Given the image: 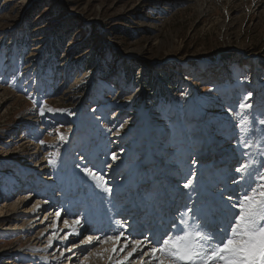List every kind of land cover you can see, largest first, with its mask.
I'll return each mask as SVG.
<instances>
[{"label": "rangeland", "instance_id": "obj_1", "mask_svg": "<svg viewBox=\"0 0 264 264\" xmlns=\"http://www.w3.org/2000/svg\"><path fill=\"white\" fill-rule=\"evenodd\" d=\"M247 92L253 94L252 117L264 116V0H0V170L5 171L0 174V193H7V176L20 172L16 167L29 165L32 173H45L39 181H46L49 189L60 185L65 192L59 197L61 206L68 200L69 213L79 215L73 200L85 201L91 191L83 184V196L72 190L77 164L103 175L115 173L113 168L107 173L106 164L111 153H117L119 161L125 158L122 149L115 148L126 135L122 146L127 150L134 151L128 140L137 141L134 157L146 148L153 154L174 149L177 157L186 154L192 166L194 153L199 156L214 142L221 146L237 136L226 109ZM34 99L43 101L46 109L63 111H46L41 117ZM259 133L248 162L260 160L258 141L264 133ZM240 135L251 138L247 131ZM24 140L29 142L20 144ZM57 149L60 155L52 167L48 159ZM30 178L31 196L44 193L32 184L38 181L36 175ZM24 195L0 198L2 226L16 215L12 211L19 214L18 223L25 222L20 212L34 199L8 212L4 205ZM38 213L34 217L39 218ZM42 229L0 235V264L46 262L45 251L52 248H30V237ZM26 253L34 254L28 259Z\"/></svg>", "mask_w": 264, "mask_h": 264}, {"label": "snow or ice", "instance_id": "obj_2", "mask_svg": "<svg viewBox=\"0 0 264 264\" xmlns=\"http://www.w3.org/2000/svg\"><path fill=\"white\" fill-rule=\"evenodd\" d=\"M252 95V92H247L235 107L226 109L229 118L233 120V127L237 129L232 145L238 163L231 170L235 177L230 180L231 185L235 186L234 191L229 192L228 187L219 186L214 193L206 194L198 190L195 184L197 173L194 170L197 161L192 160L188 178L181 185L186 190L183 193L186 199L177 204L160 228L133 235L129 231L127 219H116L117 214L109 209L112 217L108 221L107 231L97 230L98 234L81 239L79 245L86 246L87 251V246L110 244L111 248L105 247L102 252L96 253L97 256L109 254V264H137V261L139 264H264V139L258 141L261 146L260 160L253 162L257 166L253 167L246 159L253 146L254 134L258 131L264 133V116L257 115L254 118L251 115ZM33 102L41 117L46 115V111L52 114L63 111L46 109L45 103L39 99H34ZM234 117H239L238 122ZM125 123L127 121L119 125L115 135H120ZM245 124L250 127L245 129ZM245 131L251 138L246 139L240 135ZM60 139L63 141L65 137L61 135ZM38 142L41 145L45 143L42 139ZM123 151L122 149L121 152ZM50 155L52 158L48 159V164L56 167L59 149ZM118 159L120 157L117 153H111L106 167L112 169ZM80 160L84 161L85 157L81 156ZM75 167L111 200L114 186L105 179V175L87 164H77ZM62 212L74 218L71 222L68 218L63 219L68 232L59 238L66 241L71 236H80L81 228L88 221V214H72L64 206H60L55 210L56 220L51 225L53 237H58L57 222ZM51 246L50 241L49 247Z\"/></svg>", "mask_w": 264, "mask_h": 264}, {"label": "bare ground", "instance_id": "obj_3", "mask_svg": "<svg viewBox=\"0 0 264 264\" xmlns=\"http://www.w3.org/2000/svg\"><path fill=\"white\" fill-rule=\"evenodd\" d=\"M197 104V103H196ZM233 104V103H232ZM201 110L203 111H206V108L203 109L201 107H198ZM199 111V112H200ZM206 113V112H205ZM205 113L203 112V115H205ZM202 114V112H201ZM205 121V120H204ZM206 125V124H205ZM230 126V125H229ZM24 128L27 127V123H23V126ZM152 127V125H151ZM204 130H206L204 128ZM208 130V129H207ZM8 131V130H7ZM228 133V132H227ZM259 133V132H258ZM257 132L254 134L255 136H257L258 134ZM260 134V133H259ZM258 134V135H259ZM199 135V134H198ZM212 135V134H211ZM217 135V134H216ZM231 135V134H230ZM233 135V134H232ZM14 136V135H12ZM29 136V135H28ZM219 136V135H218ZM9 137V135H8ZM129 137V135H128ZM214 137V136H213ZM259 137V136H258ZM27 138V137H26ZM204 138V137H203ZM219 138V137H218ZM217 138V139H218ZM222 138V137H221ZM236 138V137H234ZM257 138V137H255ZM213 139V138H212ZM216 139V141H217ZM127 140L126 138V135H123L121 136V139L117 141V147L115 149L117 150H121L123 149L124 151L122 152V154H124V159L122 160H118L117 161V165L116 167L114 166L113 169H110V171H108L107 173H113V171H115L116 173L120 174L123 172V169L124 171H126L127 169V175H125L124 177L126 178L125 181L123 182V184L119 185L118 182H116V184L114 185V190H116V192H118L120 190V188H124V187H127L128 184H132V185H135V183L137 182L138 179H134L135 175H137L136 172L139 171V167L136 168L138 165H141V163L143 164H147V165H151V166H157L159 165V162L161 161L160 159V156L162 157H170V154L172 152L176 153V150L173 151V150H164L163 148H161L162 151H158L160 152V156H157V152L155 150V153L156 154H153V151L152 149H149V148H146L144 149V152L142 155H139L138 157H134V155H136V147L135 145L137 144V141H131V140H128L127 143L129 144H126L127 146L129 145V147H132V150L134 151H129L127 150L124 146H122L123 142ZM204 140V139H203ZM9 141V140H7ZM158 141V140H157ZM191 141V140H190ZM220 141V140H219ZM232 140H230L229 142H227L228 144L226 146H224L222 148L223 151L225 150H230L229 148L232 149L233 145H232ZM27 142L29 141H22L20 142V144H27ZM126 142V141H125ZM188 142V141H187ZM186 142V143H187ZM206 142V141H205ZM255 142V141H254ZM169 143V142H168ZM162 144V143H161ZM29 145V144H28ZM30 145H32V142L30 143ZM132 145V146H131ZM147 146H151L150 143H147L146 144ZM185 145V144H184ZM189 145V144H188ZM204 145V144H202ZM157 146V145H156ZM146 147V146H145ZM167 147V146H166ZM205 147V146H204ZM207 147V146H206ZM168 148V147H167ZM187 148V147H186ZM199 149H201L200 147H198ZM226 148V149H225ZM254 148V146L252 147ZM25 149V148H24ZM24 149H21L22 151ZM156 149V148H155ZM172 149V147H171ZM185 149V148H184ZM19 150V151H21ZM180 150V149H179ZM203 150V149H202ZM207 150V149H206ZM115 151V150H114ZM178 151V150H177ZM183 151V150H182ZM121 152V151H120ZM190 152V151H189ZM203 152V151H202ZM119 153V152H118ZM142 153V152H141ZM188 153V152H187ZM197 153V152H196ZM201 153V151H200ZM234 153V157H236V153L235 152H232ZM199 154V153H198ZM210 154V151H205L203 152V156L207 155L209 156ZM202 154H200L201 156ZM147 156V157H146ZM173 156V155H172ZM151 158V160H146V158ZM252 157V156H251ZM250 157V158H251ZM7 158V157H6ZM11 158V157H10ZM9 158V160H10ZM248 158V157H247ZM249 158V159H250ZM258 158V156H257ZM18 159V158H17ZM121 159V158H120ZM205 159V158H204ZM256 159V158H255ZM14 160V159H13ZM133 162V165L131 164V166H128V163H132ZM180 160L182 162H185V157L183 156V158H180ZM259 160V159H258ZM14 162L16 163V161L14 160ZM171 162H172V157H170V159H168V161L166 162L168 166H171L173 168V166L176 165V163L172 164L171 165ZM209 162V159H205V160H199L198 163L199 165H203V164H208ZM20 163V162H19ZM191 163V162H190ZM249 163H250V160H249ZM253 163V162H251ZM170 164V165H169ZM255 164V163H253ZM252 164V165H253ZM41 165V164H40ZM38 165V166H40ZM212 166V164H210ZM256 165V164H255ZM12 166V165H11ZM36 166V165H35ZM34 166V167H35ZM89 166V165H88ZM209 166V165H208ZM207 166V170L210 171L211 168ZM126 170H125V168ZM131 167V168H130ZM254 167V165H253ZM16 168H19L20 169V172L15 174V176L11 175V176H7V180L8 182H4L3 183V189L5 187V192H7L5 195V200L7 199L8 200H11L12 198H14L15 196L17 195H22V194H25L23 196V200L20 198L13 203V204H4L6 206V212L10 211V210H15V208L17 206H19L21 203L23 204V201H27L28 199H34L32 200L33 203L31 205V207H26L24 210H22V217H25V222H22V223H18L17 222V218L19 216V214H17L16 211H12V214H16L12 219L9 220V223L7 225H1L2 227L0 228V231H3L2 234L0 235H7L9 232H13V231H17V232H24V233H31V232H36L38 230V228L42 229L43 226H46V223L48 225L47 229L46 227H44L45 229H42L40 230L39 232L35 233L33 235V237H30L31 238V241H32V245L30 246V248H35L36 246H39V251H40V245L42 246L41 248L43 250H48L47 248H52V250H48V251H45V255H44V258H49L46 260V262L42 261L41 263L42 264H109V260H108V255L107 253H105L103 256H97L96 253L97 252H102L103 249L105 247H108V248H111V245L110 244H98V246H87V251H85V247L84 245H79V241L81 239H84L85 237H87L88 235H95V234H98L96 232H92L91 228H87V227H82L81 228V235L80 236H71V239L69 238L68 240H62L60 239L59 237H63L65 235L66 232H68V229L64 227L63 225V219H65V216L62 214L61 215V218L60 220L57 222V224H60V227H57L56 231L58 232V237H53L52 233H53V228L51 227L52 225V222L54 220H56V217H55V210L61 206V203L59 201V197L60 196H54V194L52 193V191L55 190V187L54 189H49V186L48 183L46 181H39L41 178L43 179L42 176H45V173L42 172L41 174L36 171L34 174L36 175L37 177V183H38V187H42V189H44V193H40V194H37L38 196H31V189L29 188L28 186V177L29 179H31L30 177L31 176H34V174L32 173V168L31 166L27 165L25 167H16ZM219 169L221 170V167H219ZM227 169L229 170H232L233 167L230 165H228ZM108 170V169H106ZM44 171V170H43ZM2 172H5L3 170H0V174L2 175L3 173ZM63 173V172H62ZM102 174V173H101ZM49 175V174H48ZM105 175V174H104ZM41 177V178H40ZM71 177L74 178V184L73 186H71L72 190L75 191V194H78V190H79V187L80 185H86L88 189V192H90L91 194V199L90 198H86L85 201H82L79 200V197L78 200L75 199L73 200V202L75 203L76 206H78V209H83L84 207L86 208H90V211L89 212H86L88 214V221L87 223H84L85 224H91L90 227H92V225H94L95 228H98V229H104L107 231L108 229V221L109 219L112 217V212L109 211V209H112V206L115 204L113 202V197L111 198V200H109L104 194H102L100 191H98L95 187H94V184L92 181L88 180L87 177H85L80 171L76 172L74 174H71ZM120 177V176H119ZM156 179V178H153V180ZM124 180V179H122ZM35 183V182H34ZM86 183V184H84ZM51 184V183H50ZM66 184V183H65ZM227 184V187L229 189H235L233 187H230L229 186V183H226ZM43 185V186H42ZM52 186V185H51ZM69 186V184H68ZM67 186V187H68ZM85 186V187H86ZM142 184H138V188L141 187ZM84 187V186H82ZM175 187H177V185H175ZM14 188V196L12 194V196H10L11 192H12V189ZM27 188V189H26ZM2 189V188H1ZM0 189V190H1ZM28 193L26 192H22V193H19V191H22V190H29ZM39 189V188H37ZM67 189V188H66ZM16 190V191H15ZM138 190V189H137ZM205 190L206 191H209L210 190V187L207 185L205 186ZM71 191V190H70ZM93 191L97 192V194H95ZM131 191V190H130ZM230 192V190H228ZM1 192V191H0ZM39 193V192H38ZM89 194V193H88ZM227 192L225 193V196H227ZM3 194L0 193V198H2L4 196ZM8 195V197H7ZM67 195V194H66ZM10 196V197H9ZM62 196V195H61ZM72 196V195H71ZM79 195H77L78 197ZM35 197V198H34ZM70 197V196H69ZM74 197V196H73ZM76 197V196H75ZM87 197V196H85ZM84 197V198H85ZM89 197V195H88ZM182 198L183 199H186L183 194H182ZM90 199V200H89ZM127 200L125 201L126 203V206L128 207L129 203L132 201L133 197H132V193L130 195L127 196L126 198ZM150 199L152 200V203L155 202V207L154 205H149L150 206V210L151 212H155L156 214L160 213L162 216V222L165 221V219L171 215V213L173 212L174 208L177 206L176 203H183L184 200L182 199H179V198H174V200H170L169 203L165 206V207H162L159 208L157 206V199L155 197H153L152 194H150L146 199H145V202H147L148 204L150 203ZM44 201V202H41V201ZM84 200V199H83ZM45 201H48V203H45ZM119 201H121V197L119 198ZM177 201V202H176ZM40 202V204H39ZM83 202V204H81ZM209 203H212L211 201H209ZM72 202H69L67 200V202H65V208H67L68 210L72 207ZM3 206V204H2ZM36 206V208H35ZM15 207V208H14ZM10 209V210H9ZM154 209L158 210V212L154 211ZM161 210L163 211L161 213ZM113 211V209H112ZM34 212H39L40 213V217L37 218V217H34ZM19 213V212H18ZM38 213V214H39ZM82 213V211H80V214ZM11 213L9 214H6V216L8 215H12ZM79 214V215H80ZM3 216L2 215V208L0 207V217ZM69 221L71 222V219L74 218V216H66ZM34 218V219H33ZM41 218V219H40ZM116 219H119L117 218V216L115 217ZM125 218L127 219L128 216L126 215ZM28 219L29 220H32L30 223H27L28 222ZM131 222H134V220H131ZM128 223L130 224V222L128 221ZM30 225V226H29ZM156 229H158L159 227H155ZM60 229H63V231H60ZM134 228L130 226L129 228V231L133 233V235H136L138 233H141L140 231H134L133 230ZM37 236V238L35 237ZM52 243V246L49 247V243ZM73 245H78L76 247H74ZM55 247V248H54ZM66 247V248H65ZM29 248V249H30ZM41 249V250H42ZM32 250V249H31ZM37 250V249H36ZM127 251V250H126ZM36 252V251H35ZM42 252V251H41ZM49 252V253H48ZM44 254V252H42ZM34 253H26L27 255V258L28 256H31L33 255ZM123 254V253H121ZM120 254V255H121ZM40 255V254H39ZM114 255V254H113ZM66 257L65 259L67 260H64L63 261V258ZM77 257V259H76ZM81 257V258H80ZM42 258V257H41ZM118 258V257H117ZM28 259H31V258H28ZM62 259V261H61ZM66 262V263H65ZM137 264H139V262L137 261Z\"/></svg>", "mask_w": 264, "mask_h": 264}, {"label": "trees", "instance_id": "obj_4", "mask_svg": "<svg viewBox=\"0 0 264 264\" xmlns=\"http://www.w3.org/2000/svg\"><path fill=\"white\" fill-rule=\"evenodd\" d=\"M173 86V85H172ZM174 87V86H173ZM172 89V88H171ZM175 89V88H174Z\"/></svg>", "mask_w": 264, "mask_h": 264}]
</instances>
